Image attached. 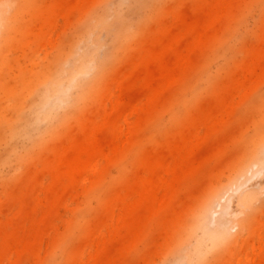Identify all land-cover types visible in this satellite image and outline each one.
Returning a JSON list of instances; mask_svg holds the SVG:
<instances>
[{
	"label": "rangeland",
	"instance_id": "1",
	"mask_svg": "<svg viewBox=\"0 0 264 264\" xmlns=\"http://www.w3.org/2000/svg\"><path fill=\"white\" fill-rule=\"evenodd\" d=\"M4 1L23 6L0 70L15 87L0 90L6 119L23 112L36 123L28 112L41 90L27 80L69 45L67 69L83 59L95 68L63 81L66 100L51 92L59 120L81 79L115 64L58 134L46 133L58 121L46 106L27 135L0 137V264H190L201 203L264 147V0ZM163 59L174 70L152 90L133 82L148 63L159 75ZM260 167L229 196L234 240H207L202 264H264Z\"/></svg>",
	"mask_w": 264,
	"mask_h": 264
},
{
	"label": "bare ground",
	"instance_id": "2",
	"mask_svg": "<svg viewBox=\"0 0 264 264\" xmlns=\"http://www.w3.org/2000/svg\"><path fill=\"white\" fill-rule=\"evenodd\" d=\"M21 2H25V0H21ZM12 7V1H4L3 4L0 5V70L4 65H6V61L8 60L7 50L9 49L12 41L11 34L14 29H20L19 24L20 17L23 13V6H20L14 12H12ZM2 13H5L7 16L10 15V17L6 18L11 19L12 24L10 25L8 30L3 32V34L1 35ZM71 52L72 47L71 45H69L68 48L61 53L62 58L64 57L62 60H49L43 70H41V68H38L36 70L38 71L36 72V80H27L26 87L28 88L29 92L33 91L35 87H38L41 90V96L39 97V99H36L38 106L33 108L30 107V111L28 112L36 115V123L23 121L27 118V114L23 112L20 113L18 117H14L12 114H10V116L12 115V118L6 119L4 113L9 111L5 108H2L0 110L1 138L4 137V134H8L6 135V138L7 136H9V139L27 135L30 128L35 124H38V121H41V109L46 106L48 109H46L44 113L45 117H50L53 120L58 119L57 124L51 125L47 129L46 133L49 134V137H52L58 134L63 127H65L66 125H70L75 114H79L88 106L93 98V95L97 94V92L99 91L101 82L104 80L105 76L109 74V71L114 66L115 61L111 62L107 68L99 67L97 73L91 79H81L77 100L75 101L72 108L67 110L65 118L63 120H59V118H57L55 115V107L57 104L52 102L53 98L51 96V92H56L57 94L59 93L61 95L60 98L65 97L62 100H66L67 94H65V91L62 87L63 81L65 79H69L73 84L78 75H84L85 73H88L95 68L94 64L89 65L86 60L83 59L80 61L76 69L70 71L64 66V62L66 63L70 59ZM161 65L163 70L158 75L153 64L148 63V76L145 77L143 75H138L137 79H134L136 77L132 78L133 82L141 80L143 81V84L141 85L142 87H140L144 91L152 90L155 84H157L156 82L158 81V79L168 76L170 73H172L175 67V65L167 59H163ZM124 82L126 93H128L129 91H132L131 93H133L134 90H131L133 87V83H127V78L124 79ZM9 86L10 83H0V90L7 88L8 91L14 92L15 87L11 86L12 88H14L12 89L9 88ZM43 143L44 140H39L38 142H36L35 147L40 146ZM262 147V144H259L253 152L251 158L238 160L237 164L228 177L227 183L223 186L214 187L201 203L196 217V221L201 228V236L196 238V246L192 250L193 256L190 264L203 263L204 255L206 252H208L207 248L204 247L207 240L211 242V245L214 248L220 246L221 243H230L234 240L231 238L229 233V228L231 226V220L228 217V215H230L228 204L229 196L242 190L244 184L249 181L257 172L260 171V166H264V147ZM251 195L252 194L247 193L244 199L249 200L251 198ZM233 216L235 217L237 215L235 214ZM179 259H182L181 254L179 255Z\"/></svg>",
	"mask_w": 264,
	"mask_h": 264
}]
</instances>
